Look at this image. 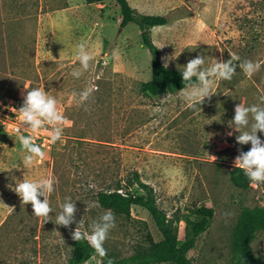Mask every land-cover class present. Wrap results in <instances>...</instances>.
<instances>
[{"label":"rangeland","instance_id":"374dc122","mask_svg":"<svg viewBox=\"0 0 264 264\" xmlns=\"http://www.w3.org/2000/svg\"><path fill=\"white\" fill-rule=\"evenodd\" d=\"M137 1L127 0L129 5ZM151 2L167 4L162 15L167 25L152 38L169 68L179 71L198 55L210 67L214 59L226 61L233 54L239 57L236 64L259 62V71L249 78L237 66L231 80L216 81L214 95L195 107L177 95L181 89L148 97L139 84L146 78L149 54L136 48L140 38L133 22L118 30L114 0H0V99L20 108L28 89L43 88L57 99L66 120L60 140L37 144L45 156L29 169L22 166L20 142L0 131V264H69L76 222L81 220V231H90L108 210L97 204L95 192L118 187L139 192L125 182L133 170L152 187L157 206L175 219L178 243L189 236L194 209L212 208L208 226L186 252L195 264H230L241 209L264 208V184L239 189L228 179L236 156L251 147L236 142L239 133L230 127L234 108L261 104L264 96V0ZM81 43L94 59L76 78L71 73L80 69ZM89 86L92 96L80 104L72 94ZM258 136L264 141V133ZM23 177L55 181L48 222L34 216L31 204H22L9 187ZM67 198L77 208L76 222L57 226ZM113 214L115 227L104 242L103 258L145 248L146 233L159 239L140 206L131 205L128 217ZM249 249L254 257L249 264H264V229L254 233ZM100 259L95 254L82 264H100Z\"/></svg>","mask_w":264,"mask_h":264},{"label":"clouds","instance_id":"9594fccd","mask_svg":"<svg viewBox=\"0 0 264 264\" xmlns=\"http://www.w3.org/2000/svg\"><path fill=\"white\" fill-rule=\"evenodd\" d=\"M163 48V47H161ZM230 59L219 60L214 59L210 67H204L205 57L198 55L190 59L185 65L179 67L184 87L177 93L183 98L184 102L195 107L197 104H203L206 98L210 99L213 94V87L218 80H231L236 73L237 66L249 78L259 71L261 64L251 60H245L239 64V57L230 54ZM76 59L79 61L80 69L72 71L73 77L79 78L83 71L90 68L93 61V55L87 50L84 43L77 46ZM164 67H168L165 62ZM81 69L83 71H81ZM196 78L193 82V78ZM94 89L89 86L79 94L73 93V97H78L80 104L86 103L92 96ZM261 104H253L245 106L240 103L234 108V118L231 120V126L239 133L235 137L236 142L240 145L250 144L248 151H240L239 155L233 161L235 168H239L248 178L252 186L264 184V141L258 136L264 133V96L260 98ZM58 101L54 96L49 95L43 88L28 89L26 95L23 96L22 106L16 110L19 113L20 128L16 131L20 132L23 128H29L33 132L38 131L42 127L52 125L50 132L51 141L55 143L61 139L62 128L60 125L66 123L65 118L57 109ZM246 129V130H243ZM228 135H232L231 132ZM19 142L25 155L22 159L24 169L33 166L37 159H43L44 151L34 143L33 137L19 135ZM55 181L48 177L39 179H16L15 186L11 184L10 188L20 197L21 203L24 205L31 204L33 215L42 218L44 223L49 221L52 208L49 203V196L54 191ZM43 197V200L40 198ZM77 208L71 198H67L60 205V212L56 216L55 224L57 226L69 227L75 221V213ZM230 215V214H226ZM77 223V227L72 231L71 236L74 241L86 240L93 248L94 253L103 258L107 255L104 248V242L108 238L109 232L115 227V216L111 210L105 211L90 226V231H81V220ZM109 264H112L109 261Z\"/></svg>","mask_w":264,"mask_h":264},{"label":"trees","instance_id":"16d2710c","mask_svg":"<svg viewBox=\"0 0 264 264\" xmlns=\"http://www.w3.org/2000/svg\"><path fill=\"white\" fill-rule=\"evenodd\" d=\"M101 0H84L86 4L99 3ZM119 9L118 28H122L127 22H133L139 32L140 44L149 54V78L141 81L139 88L142 94L148 97L164 95L168 88L179 90L185 85L180 71L164 67L160 60L159 50L151 41L149 29L154 25H163L167 22L162 15L141 14L130 7L127 0H114ZM196 78H193L195 82ZM230 183L239 189H246L249 180L244 172L233 166L228 172ZM128 186H135L139 192L99 189L95 192V201L115 214L129 216L131 205L143 208L158 233L159 239L152 240L148 233L145 238L147 246L136 248L131 254L119 258H101L100 264H195L187 256L186 252L194 246L197 236L208 226L213 210L211 207L198 206L194 209L195 220L190 226L189 236L181 243L176 239L175 219L168 217L157 206L154 191L150 185L141 181L137 171L130 172L126 179ZM264 229V208L261 206L243 207L238 221L233 229L231 239L230 264H249L254 257L249 249V242L254 233ZM95 255L93 248L86 240L74 241L72 239L70 255L67 258L69 264H82Z\"/></svg>","mask_w":264,"mask_h":264},{"label":"built area","instance_id":"2783aa9c","mask_svg":"<svg viewBox=\"0 0 264 264\" xmlns=\"http://www.w3.org/2000/svg\"><path fill=\"white\" fill-rule=\"evenodd\" d=\"M19 109L11 101H3L0 99V131L8 136L15 137L18 141L19 135L33 137L34 143L38 145H44L51 142L49 127H42L36 132H33L29 128H23L20 132L16 130L20 128L19 113L16 110Z\"/></svg>","mask_w":264,"mask_h":264},{"label":"crops","instance_id":"0c3cea01","mask_svg":"<svg viewBox=\"0 0 264 264\" xmlns=\"http://www.w3.org/2000/svg\"><path fill=\"white\" fill-rule=\"evenodd\" d=\"M151 1H153V0H138L137 3L130 5V7L133 8L134 10H136L138 13H141V14L164 15L165 8H166L167 4L166 3L164 5L163 4H151L152 3ZM154 1H156V0H154ZM128 4H130V3H128ZM164 25H167V22L163 25H154V26L150 27V29H149V33L151 36L150 38H152L153 32H157V29L161 28ZM127 26L128 27L131 26L130 22H127L126 25L124 27H122V30H124ZM119 29L120 28H118V30ZM151 41L156 45L154 38H152ZM136 48H139L142 53L144 52V49H145L144 47L141 46V44H139V47H136ZM157 48H158V50H160L158 46H157ZM149 74H150L149 61L148 62L146 61V70H145L146 78L144 79V81L149 78Z\"/></svg>","mask_w":264,"mask_h":264}]
</instances>
